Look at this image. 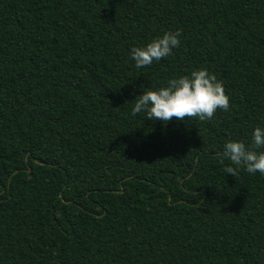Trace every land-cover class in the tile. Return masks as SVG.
<instances>
[{
	"label": "trees",
	"instance_id": "trees-1",
	"mask_svg": "<svg viewBox=\"0 0 264 264\" xmlns=\"http://www.w3.org/2000/svg\"><path fill=\"white\" fill-rule=\"evenodd\" d=\"M178 29L168 57L133 66L132 47ZM200 68L228 111L131 115ZM256 126L264 0H0V264H264V176L220 163Z\"/></svg>",
	"mask_w": 264,
	"mask_h": 264
},
{
	"label": "clouds",
	"instance_id": "clouds-1",
	"mask_svg": "<svg viewBox=\"0 0 264 264\" xmlns=\"http://www.w3.org/2000/svg\"><path fill=\"white\" fill-rule=\"evenodd\" d=\"M180 35L179 29L175 32H164L143 46L132 47L129 57L133 66L141 69L168 57L179 46ZM134 101L131 115L142 114L149 121L158 120L165 124L173 118L211 120L218 109L228 111L230 107V98L225 93L224 85L204 68L193 70L188 75L170 78L165 85L158 88H144ZM260 149H264V127L256 126L251 131L250 145L246 146L240 140L224 143L220 163L230 161L226 173L234 177L241 165L249 174L258 172L264 176V150Z\"/></svg>",
	"mask_w": 264,
	"mask_h": 264
}]
</instances>
